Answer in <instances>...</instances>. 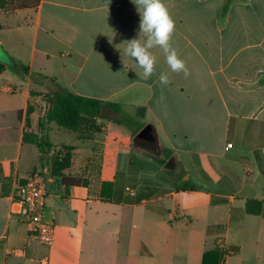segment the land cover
<instances>
[{"label": "crops", "instance_id": "crops-1", "mask_svg": "<svg viewBox=\"0 0 264 264\" xmlns=\"http://www.w3.org/2000/svg\"><path fill=\"white\" fill-rule=\"evenodd\" d=\"M163 2L175 21L171 44L186 63L187 78L169 69L160 48L152 49L153 76L138 75L122 44L139 36L140 16L132 0H40L35 8L0 10V61L8 66L0 73V264H202L214 249L231 251L218 264H264L252 229L261 216L246 213L247 200L264 201V0H232L227 8L228 0ZM14 66L26 67L28 74ZM34 73L50 80L36 84ZM161 73L169 76L168 85L158 82ZM61 89L118 104L124 112L110 117L113 112L104 110L97 120L101 131L86 139L90 144L78 139L81 143L73 145L76 153L90 147L84 164L99 146L103 164H115V171L125 174L126 190L128 182L134 185L126 195L136 197L147 185L160 188V194L150 192L135 204L103 202L87 187L65 185L51 175L47 158L42 164L38 147L24 137L39 133L46 110L42 96L32 92ZM29 108L34 111L27 128ZM130 118L133 128L142 126L147 150L107 142L106 132L133 136L125 124ZM53 125H47L48 135ZM149 125L158 147L182 162L194 191L169 189L173 184L152 165L155 161L142 157L152 151L145 133ZM53 145L50 156L63 146ZM120 148L124 165L118 162ZM78 163L75 159L73 168ZM142 164H150L149 177ZM196 165L206 178L193 174ZM32 172L48 178L46 219L55 227L51 245L41 244L30 226L11 214L17 186ZM195 180L208 189L198 188ZM256 182L261 183L257 190ZM186 192L208 198L184 208L180 196ZM194 224L203 236L185 237V228Z\"/></svg>", "mask_w": 264, "mask_h": 264}, {"label": "trees", "instance_id": "trees-1", "mask_svg": "<svg viewBox=\"0 0 264 264\" xmlns=\"http://www.w3.org/2000/svg\"><path fill=\"white\" fill-rule=\"evenodd\" d=\"M232 0H228V4ZM40 0H0V10L3 11H15L18 9L35 8L39 5ZM1 28V26H0ZM8 69V66L0 61V73H3ZM14 71H20L24 74H28V69L24 66H14ZM32 80L36 84L44 85L46 81L50 80L49 77L34 73L32 74ZM33 96H42L46 102V110L43 118L39 122V133H25L24 141L26 143L34 144L38 147L41 154V161L44 164V159L47 158L45 164H51V175L62 178V183L65 185H80L87 187L95 198L100 199L103 202L109 203H127L135 204L140 203L149 197V193L145 191L139 193L136 197L125 194L126 179L125 174L122 172H116L115 164H103L104 157L102 149L99 146H95L93 156L88 160V164H85L86 170H89V176H66L65 172L70 170L75 165V160L70 152V149H64L55 151L50 156L51 151L55 146L51 143L47 125L56 124L59 127H63L69 131H73L83 136L82 138L89 139L92 135L99 133L101 130L97 125V120L103 117V111L108 109L116 114H124L121 106L118 104L107 103L97 99L83 97L70 92L67 89H61L59 91H50L48 93L37 94L32 92ZM33 109L29 108L27 112L26 125L30 128V115L33 113ZM130 121H126L125 124L133 131V137L131 138H118V142L122 146H131L139 150H147L144 141V135L140 132L141 127L137 125L133 128L135 121L130 118ZM119 125H122L121 121H115ZM167 160H169L174 153L171 150L163 151ZM152 157V156H151ZM114 158V151H109V158ZM154 161L165 168L167 161H159L157 158L152 157ZM43 166V171L45 172ZM178 190L181 191H194L191 188L190 183L180 184ZM246 213L253 216H261L264 218V201L258 199H249L246 203ZM230 250L214 249L205 253L202 264H218L225 256L230 255Z\"/></svg>", "mask_w": 264, "mask_h": 264}, {"label": "rangeland", "instance_id": "rangeland-1", "mask_svg": "<svg viewBox=\"0 0 264 264\" xmlns=\"http://www.w3.org/2000/svg\"><path fill=\"white\" fill-rule=\"evenodd\" d=\"M108 113H109L110 117H116L117 116V115H114V113H111V112H108ZM122 131L129 132L127 129H123ZM102 132H105V131L102 130ZM105 136L107 137V142H109L111 147L114 144L117 145V146L118 145L120 146V144L118 142V139L113 137V135H111V132H106ZM82 137H84L83 133H82V135H77V133H75L73 131H69V130L63 128V127H59V126H56V125L52 126V129H51V131L49 133V138H50L51 143L55 144V145L57 144V146L63 145L60 148L61 151L66 149V148L70 149V152H71L74 160L75 159L79 160V163L76 165V167L72 168L70 170H67L65 172V174L70 173V174H75L76 176H86L84 161H85V158L87 156L89 157L91 155V150H90V147L86 146V144H90V142H88L85 138H82ZM120 138H122V137H120ZM78 139H83V140H85V141H83V143H86L85 146L80 148V153H76L75 152L76 151L75 150V146H73L74 144L81 143V142L78 141ZM180 139H182V138H179L176 141L177 145H178V143H180ZM79 156H80V158H79ZM151 156L157 158L159 161H168L167 157L163 153V149H162L161 146H159L156 151H148V153L145 152V151L142 152V157L143 158H146V157L150 158ZM178 156L181 157L182 154H178ZM175 157L177 158V156H175ZM151 158H150V160H151ZM176 160H177V167H182L183 168L182 162H180L178 158ZM118 162H119L120 165H124L125 155H124V152H123V148H120L119 151H118ZM152 165H154L156 167V169L159 170V173L163 177H166L169 180V182L173 184V186L172 185L169 186V189L173 188V190L174 189L178 190L180 184H184V183H187L189 181V178L186 179L184 182L182 181V179L185 176V168H183L182 172L176 174L175 170H168V169H166V168H164L162 166H159L156 162H155V164L152 163ZM142 166L146 167V174L144 173L143 175L149 177L148 172L150 171V169H149L150 164H148V165L147 164H142ZM44 167H45V169H47V165H45ZM253 168L255 170V174H258L259 171L255 167H253ZM40 170L43 171V168H40ZM191 171L197 177L198 176H202V177L204 176L206 178V176H205L206 174H204V172L202 170L198 169L197 165L195 167L191 168ZM242 171H241V173L243 174ZM147 181L148 180H146V182ZM136 182L138 183V181H136ZM193 184H195L198 188H203V189H208V187H209V186L206 185V183H201V182H198L197 180H195L193 182ZM260 185H261V183L256 182L254 184V188L257 190V188H259ZM127 186H129V188H130V190H126L127 193L131 192L134 189V185L131 182H128ZM141 189H142L141 191H145L146 194L152 192V195H154V196L160 194V192H161L160 188L149 187L148 185L144 186ZM207 198L208 197H203V196H200V195H196V194H194L192 192H186L184 195L180 196V202H181V205L184 208H189L193 204H196V203L199 204L200 202L206 200ZM209 200H211V199L209 198ZM255 220L256 221L253 224L252 229L255 231V233L257 234V236L259 238V243H260V246L262 247L261 253L264 256V218L261 217L260 219H255ZM187 235H190L191 237H194V238H196L195 236H198V237L199 236H203L202 235V229L199 226H197V224H194V226L189 227L188 229L185 228V237ZM186 255H188V254H187V252L185 250V258H186ZM189 258L190 259L192 258L191 254H189Z\"/></svg>", "mask_w": 264, "mask_h": 264}, {"label": "clouds", "instance_id": "clouds-1", "mask_svg": "<svg viewBox=\"0 0 264 264\" xmlns=\"http://www.w3.org/2000/svg\"><path fill=\"white\" fill-rule=\"evenodd\" d=\"M109 2L110 0H107V3ZM132 3L135 4L140 16L139 36L126 40L122 44L126 45L124 54L132 58L140 69L138 75H142L144 79L153 76L157 58L152 49L160 48L169 69L174 73L182 72L187 78L190 73L186 63L171 44L175 21L163 0H132ZM158 82L161 85H168L169 76L161 73Z\"/></svg>", "mask_w": 264, "mask_h": 264}, {"label": "built area", "instance_id": "built-area-1", "mask_svg": "<svg viewBox=\"0 0 264 264\" xmlns=\"http://www.w3.org/2000/svg\"><path fill=\"white\" fill-rule=\"evenodd\" d=\"M232 146L229 144L228 148ZM48 196L47 176L42 172H32L24 183L17 186L11 203V214L27 223L43 245L54 242V224L46 219Z\"/></svg>", "mask_w": 264, "mask_h": 264}, {"label": "water", "instance_id": "water-1", "mask_svg": "<svg viewBox=\"0 0 264 264\" xmlns=\"http://www.w3.org/2000/svg\"><path fill=\"white\" fill-rule=\"evenodd\" d=\"M145 133L147 134L146 139L148 142V146L149 148L152 149V151H156L158 149V142H157V138L154 132V127L149 125L145 128ZM165 168L168 170H175V173L178 174L180 172L183 171V169L181 167H177V161H176V157L172 156L167 163L165 164ZM187 176H189V174H187L186 176H184V178L182 179V181L184 182L185 179L187 178Z\"/></svg>", "mask_w": 264, "mask_h": 264}]
</instances>
